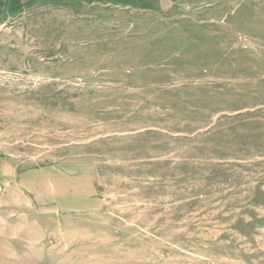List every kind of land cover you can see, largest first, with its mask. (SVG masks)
<instances>
[{"label": "rangeland", "instance_id": "374dc122", "mask_svg": "<svg viewBox=\"0 0 264 264\" xmlns=\"http://www.w3.org/2000/svg\"><path fill=\"white\" fill-rule=\"evenodd\" d=\"M0 184L33 264H264V0H0Z\"/></svg>", "mask_w": 264, "mask_h": 264}, {"label": "crops", "instance_id": "0c3cea01", "mask_svg": "<svg viewBox=\"0 0 264 264\" xmlns=\"http://www.w3.org/2000/svg\"><path fill=\"white\" fill-rule=\"evenodd\" d=\"M4 190L0 184V264H33L42 250L32 245L30 238L25 236L26 230L16 226L17 220L15 217L11 218L13 216L10 212L11 208L7 203L2 202ZM24 227L27 228L26 225ZM31 227L29 224L28 228ZM17 233L21 238H25L24 242L17 240Z\"/></svg>", "mask_w": 264, "mask_h": 264}]
</instances>
